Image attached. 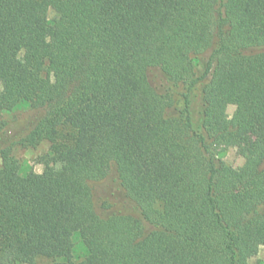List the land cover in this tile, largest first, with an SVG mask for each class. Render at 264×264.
Masks as SVG:
<instances>
[{
  "label": "trees",
  "instance_id": "trees-1",
  "mask_svg": "<svg viewBox=\"0 0 264 264\" xmlns=\"http://www.w3.org/2000/svg\"><path fill=\"white\" fill-rule=\"evenodd\" d=\"M0 83V264L264 247V0H0ZM42 142L63 169L20 176L13 149Z\"/></svg>",
  "mask_w": 264,
  "mask_h": 264
},
{
  "label": "rangeland",
  "instance_id": "rangeland-1",
  "mask_svg": "<svg viewBox=\"0 0 264 264\" xmlns=\"http://www.w3.org/2000/svg\"><path fill=\"white\" fill-rule=\"evenodd\" d=\"M56 18V14L50 10L48 12V19L52 21ZM56 62V51L55 46L52 43L48 45V58L47 64L51 65ZM50 81L52 83H57L60 80L59 73L53 72L49 76ZM2 90V84L0 83V91ZM34 99V93L29 92L24 96V102L28 105L32 103ZM23 104L26 106V104ZM235 108L233 106H228L226 110V114L228 117H231L234 113ZM12 157L16 161L18 166V173L20 176L27 175L29 173L41 174L46 165L53 167L57 171H61L63 169V164L53 163L50 159V147L47 142H42L35 147H25V146H17L12 151ZM219 157L230 167L239 171L243 164L244 159L238 155L237 151L233 148L222 151L219 154ZM76 245L78 247V239L75 240ZM31 250L34 252V258L32 264H66L64 261L58 260L54 261L45 257L43 251L38 248H34L31 246L26 247V251L24 252H15L14 254V264H31L29 262V258L27 255V251ZM83 254L79 248L74 255L72 260L73 263H77L83 259ZM151 264H161L160 262L168 261V257L166 255L159 257L152 256L150 258ZM249 264H264V247H257L253 257L249 260Z\"/></svg>",
  "mask_w": 264,
  "mask_h": 264
}]
</instances>
